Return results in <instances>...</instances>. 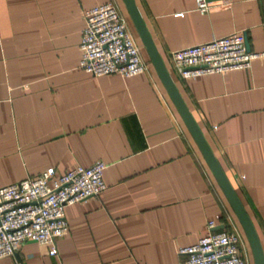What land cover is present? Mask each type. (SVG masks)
Wrapping results in <instances>:
<instances>
[{"label": "crops", "instance_id": "1", "mask_svg": "<svg viewBox=\"0 0 264 264\" xmlns=\"http://www.w3.org/2000/svg\"><path fill=\"white\" fill-rule=\"evenodd\" d=\"M112 2L149 73L79 68L83 11ZM180 93L258 232L264 251V56L250 69L184 79L171 53L234 33L264 53L260 0H135ZM106 165L105 189L65 207L57 255L33 240L0 264H183L179 249L232 220L230 203L163 86L122 0H0V186L52 167ZM229 224V223H228ZM226 225L228 229L231 227Z\"/></svg>", "mask_w": 264, "mask_h": 264}, {"label": "built area", "instance_id": "2", "mask_svg": "<svg viewBox=\"0 0 264 264\" xmlns=\"http://www.w3.org/2000/svg\"><path fill=\"white\" fill-rule=\"evenodd\" d=\"M264 7V0H260ZM197 9H210L208 0H196ZM84 28L79 42V68L95 77L118 74L131 77L150 72L127 20L115 3L108 2L83 11ZM264 53L248 52L244 33L173 51L175 70L184 78L250 69ZM106 165L96 161L89 167L75 166L56 173L52 167L15 183L0 186V259L13 255L25 240H33L57 255L56 241L69 233L65 207L97 197L104 189ZM208 222V233L197 243L182 247L183 264H249L242 233L229 219Z\"/></svg>", "mask_w": 264, "mask_h": 264}, {"label": "water", "instance_id": "3", "mask_svg": "<svg viewBox=\"0 0 264 264\" xmlns=\"http://www.w3.org/2000/svg\"><path fill=\"white\" fill-rule=\"evenodd\" d=\"M124 7L127 11L129 18H131L134 27L150 57V60L158 74L163 86L169 94L171 100L176 106L180 116L186 124L193 139L198 145L202 155L208 163L212 173L214 174L217 182L219 183L223 193L225 194L228 202L230 203L242 229L249 242L254 264H264V251L258 235V232L254 226V223L247 212L244 204L234 189L232 183L227 177L224 169L214 154L210 144L208 143L202 129L195 120L188 105L186 104L180 90L178 89L163 57L161 56L153 37L151 36L140 10L135 0H122ZM245 44L248 52L251 51L250 44L245 35ZM223 227L217 228L222 229Z\"/></svg>", "mask_w": 264, "mask_h": 264}, {"label": "rangeland", "instance_id": "4", "mask_svg": "<svg viewBox=\"0 0 264 264\" xmlns=\"http://www.w3.org/2000/svg\"><path fill=\"white\" fill-rule=\"evenodd\" d=\"M245 234V233H244ZM245 237H246V235H245ZM247 239V238H246ZM247 242H248V240H247ZM248 244H249V242H248ZM250 246V245H249ZM252 252V251H251ZM252 258H253V255H252ZM253 262H254V259H253Z\"/></svg>", "mask_w": 264, "mask_h": 264}]
</instances>
